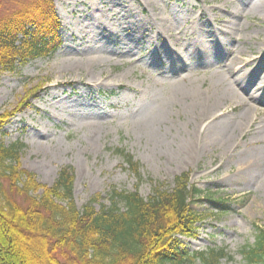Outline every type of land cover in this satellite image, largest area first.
Returning a JSON list of instances; mask_svg holds the SVG:
<instances>
[{
    "label": "rangeland",
    "instance_id": "1",
    "mask_svg": "<svg viewBox=\"0 0 264 264\" xmlns=\"http://www.w3.org/2000/svg\"><path fill=\"white\" fill-rule=\"evenodd\" d=\"M53 2L58 47L0 73V114H12L4 144L25 146L21 166L45 186L69 168L79 208L109 206L114 190L148 198L187 173L202 192L191 204L200 220L180 249L224 248L231 259L221 264H245L242 248L264 227V163L241 180L242 163L264 155V131L250 135L261 115L249 113L227 143L201 133L215 115L237 120L241 94L264 110L249 101L264 92V0ZM240 77L253 85L240 87ZM208 99H217L211 113L195 108ZM121 152L141 165L142 182Z\"/></svg>",
    "mask_w": 264,
    "mask_h": 264
},
{
    "label": "trees",
    "instance_id": "2",
    "mask_svg": "<svg viewBox=\"0 0 264 264\" xmlns=\"http://www.w3.org/2000/svg\"><path fill=\"white\" fill-rule=\"evenodd\" d=\"M60 20L53 0H0V73L18 62L46 57L58 47ZM22 37V39H21ZM20 43V44H19ZM12 114H0V136ZM22 144L6 146L0 137V264H221L226 249L190 254L180 249L200 215L191 204L202 192L190 175L168 186L154 185L148 198L139 191H113L110 205L90 202L79 208L74 175L64 168L51 186L21 166ZM139 182L141 165L124 152ZM244 246L245 264H264V227Z\"/></svg>",
    "mask_w": 264,
    "mask_h": 264
},
{
    "label": "bare ground",
    "instance_id": "3",
    "mask_svg": "<svg viewBox=\"0 0 264 264\" xmlns=\"http://www.w3.org/2000/svg\"><path fill=\"white\" fill-rule=\"evenodd\" d=\"M217 43L218 45H220V48H226V42L224 40V38H222L221 36L217 38ZM199 51V50H197ZM201 52V51H200ZM204 54L207 53V49L204 50ZM246 65H250L252 64V60H248L246 59ZM236 62V61H234ZM233 62V63H234ZM245 68H239L237 69V73H240L242 70H244ZM88 84H92L91 81H86ZM77 83V82H76ZM240 85V87L245 88V87H249L251 85H253V77H251V79H241L240 77V81L238 83ZM95 85V84H94ZM264 91V90H263ZM240 98L242 99V102L244 103V106L246 108V110L242 113V115L236 120L234 119H223L221 120L222 116H217L215 115L213 120L211 122H209V124L205 127V130L201 133L202 137L205 139V141H212V140H217V141H223L225 143L228 142V140L234 136L236 134V132L240 131H244V121L248 118L249 113L255 111V112H259L261 115L260 118V122L258 123V128H256L255 130H253L252 132H250V135H256L257 133L264 131V110L260 109V108H254V105H251L250 102H248L243 95L241 94ZM249 101H252L253 99L256 102H263L264 101V92L261 94H258L257 92L253 93L250 96ZM206 101V100H205ZM203 102L202 104H197V106H195V108L197 110H201V112H208L211 113V111L214 110V108L217 105V99H214V101H211L210 99H208L206 102ZM199 105V106H198ZM200 134V133H199ZM199 136V135H198ZM255 141H260L257 138H253V140L251 141L252 145L258 144V143H254ZM250 146V145H247ZM190 150V149H189ZM193 150V149H192ZM251 155H249L250 157ZM264 155H257L255 157L251 156V158H248L246 161H244L242 163V165L245 167V170H247L245 173H243L241 171L242 174L245 175V178L242 177L241 180H245L247 179L246 176H249L250 174H247L249 172L252 171V169L255 168H259L263 163H264V159H263ZM240 174V175H242ZM239 175V176H240Z\"/></svg>",
    "mask_w": 264,
    "mask_h": 264
}]
</instances>
